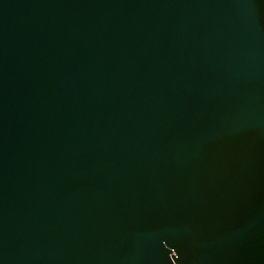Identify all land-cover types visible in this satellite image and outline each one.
<instances>
[{"label": "water", "instance_id": "95a60500", "mask_svg": "<svg viewBox=\"0 0 264 264\" xmlns=\"http://www.w3.org/2000/svg\"><path fill=\"white\" fill-rule=\"evenodd\" d=\"M0 264H264V0H0Z\"/></svg>", "mask_w": 264, "mask_h": 264}]
</instances>
